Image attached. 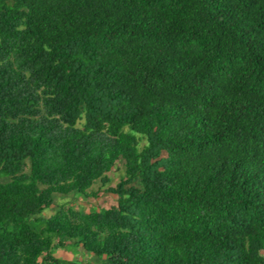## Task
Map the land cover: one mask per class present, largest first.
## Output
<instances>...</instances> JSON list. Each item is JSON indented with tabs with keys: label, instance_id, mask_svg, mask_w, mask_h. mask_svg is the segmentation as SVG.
Instances as JSON below:
<instances>
[{
	"label": "trees",
	"instance_id": "obj_1",
	"mask_svg": "<svg viewBox=\"0 0 264 264\" xmlns=\"http://www.w3.org/2000/svg\"><path fill=\"white\" fill-rule=\"evenodd\" d=\"M0 179V264H264V0H0Z\"/></svg>",
	"mask_w": 264,
	"mask_h": 264
},
{
	"label": "rangeland",
	"instance_id": "obj_2",
	"mask_svg": "<svg viewBox=\"0 0 264 264\" xmlns=\"http://www.w3.org/2000/svg\"><path fill=\"white\" fill-rule=\"evenodd\" d=\"M122 175V169L121 165H117V167H114L112 171L108 174L109 182L106 183L104 186H100V182H96L91 190L95 191L101 188V193L98 194L96 198H84L81 196H72L71 194L68 196H60L55 195V205H53L52 208L45 209L42 212V215L48 217L52 215L55 211V208L57 205H59V202H68V204L76 209H79L84 212H88L92 209L96 208H105L110 205H113L115 202V196L112 195L109 192H106L105 190L110 187H114L116 182L119 180V178ZM2 180V179H0ZM99 208V209H100ZM56 259H61L62 263L60 264H105V261L103 258H98L94 256H90L89 254L85 253L83 249L78 246L75 247L71 243H66L63 247H59L58 249L54 250V255Z\"/></svg>",
	"mask_w": 264,
	"mask_h": 264
},
{
	"label": "crops",
	"instance_id": "obj_3",
	"mask_svg": "<svg viewBox=\"0 0 264 264\" xmlns=\"http://www.w3.org/2000/svg\"><path fill=\"white\" fill-rule=\"evenodd\" d=\"M59 248V247H58ZM58 248H56V249H58ZM61 248V247H60Z\"/></svg>",
	"mask_w": 264,
	"mask_h": 264
}]
</instances>
